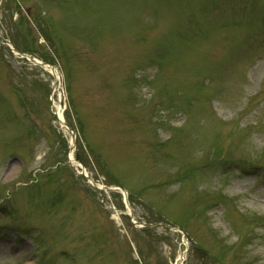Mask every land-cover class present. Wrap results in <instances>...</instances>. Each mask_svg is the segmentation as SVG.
Returning <instances> with one entry per match:
<instances>
[{"label": "rangeland", "instance_id": "374dc122", "mask_svg": "<svg viewBox=\"0 0 264 264\" xmlns=\"http://www.w3.org/2000/svg\"><path fill=\"white\" fill-rule=\"evenodd\" d=\"M263 30L264 0H0V264H264Z\"/></svg>", "mask_w": 264, "mask_h": 264}, {"label": "bare ground", "instance_id": "6f19581e", "mask_svg": "<svg viewBox=\"0 0 264 264\" xmlns=\"http://www.w3.org/2000/svg\"><path fill=\"white\" fill-rule=\"evenodd\" d=\"M235 182H239V180L238 181H235Z\"/></svg>", "mask_w": 264, "mask_h": 264}, {"label": "water", "instance_id": "95a60500", "mask_svg": "<svg viewBox=\"0 0 264 264\" xmlns=\"http://www.w3.org/2000/svg\"><path fill=\"white\" fill-rule=\"evenodd\" d=\"M32 60H34V59H32Z\"/></svg>", "mask_w": 264, "mask_h": 264}]
</instances>
